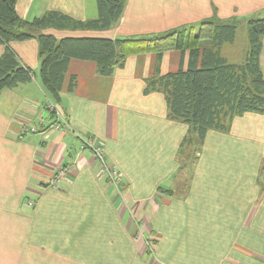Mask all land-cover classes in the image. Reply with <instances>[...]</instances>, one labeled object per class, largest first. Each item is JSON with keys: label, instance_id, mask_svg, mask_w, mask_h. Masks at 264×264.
Returning <instances> with one entry per match:
<instances>
[{"label": "crops", "instance_id": "0c3cea01", "mask_svg": "<svg viewBox=\"0 0 264 264\" xmlns=\"http://www.w3.org/2000/svg\"><path fill=\"white\" fill-rule=\"evenodd\" d=\"M16 8L27 19L47 10L97 16L91 0H18ZM214 8L223 18L251 16L264 0H127L116 27L100 33H158L210 17ZM11 45L34 78L0 94V264H264V192L257 184L263 114L236 118L230 133L210 130L186 196H169L158 186L169 188L177 177L187 125L167 117L163 94L143 93L156 54L129 57L113 76L99 75L94 61L72 59L58 104L40 83L38 41ZM179 60L180 52L165 53L162 71H175ZM261 64L264 72V41ZM51 102L67 115L68 129L52 126ZM29 123L37 130L23 133ZM89 136L121 172V191L99 174L83 144ZM72 137L81 141L76 150ZM60 168L67 182L49 184Z\"/></svg>", "mask_w": 264, "mask_h": 264}, {"label": "trees", "instance_id": "16d2710c", "mask_svg": "<svg viewBox=\"0 0 264 264\" xmlns=\"http://www.w3.org/2000/svg\"><path fill=\"white\" fill-rule=\"evenodd\" d=\"M97 16L76 18L60 10H47L32 19L22 17L16 8L18 0H0V94L34 78L11 43L36 39L39 45L40 83L56 103L72 59L94 61L97 73L113 76L129 57L154 53V72L145 78L144 94H163L167 117L187 125V131L176 153L178 171L184 176L186 191L177 195L174 188L158 186L169 196L185 197L204 150L210 130L230 133L236 118L247 113L264 115V72L261 54L264 41V17H220L216 8L210 17L183 24L158 33L108 36L106 32L120 22L127 0H94ZM259 12V11H258ZM257 12V13H258ZM249 49L242 62H232L223 54L225 44H234L243 22ZM49 29L91 31L95 34L56 36ZM178 51L180 60L175 71H162L165 53ZM77 77L72 75L68 92L75 91ZM48 109V108H47ZM49 110V109H48ZM56 117L53 110L49 112ZM67 120V115L64 116ZM257 184L264 192V158L258 168Z\"/></svg>", "mask_w": 264, "mask_h": 264}, {"label": "built area", "instance_id": "2783aa9c", "mask_svg": "<svg viewBox=\"0 0 264 264\" xmlns=\"http://www.w3.org/2000/svg\"><path fill=\"white\" fill-rule=\"evenodd\" d=\"M47 108L49 109V112L54 110L57 113V120L54 121L52 125L55 129H68L70 127V122L64 117L63 114H61L60 109L56 105L52 104L51 102L49 103ZM36 130L37 127L33 124L26 125L25 127H23V132H35ZM83 144L85 147L91 149L93 156L98 164L97 170L99 174L106 180H108L111 185L116 188V190L121 191L122 174L118 171L116 167L112 166L108 162L105 145L102 142L93 138L92 136L83 137ZM68 175L69 173L67 169L65 170V168H60L54 175V177L50 180L49 184L53 186H59L64 181L67 182V177H69ZM28 205H34V201L28 200Z\"/></svg>", "mask_w": 264, "mask_h": 264}, {"label": "rangeland", "instance_id": "374dc122", "mask_svg": "<svg viewBox=\"0 0 264 264\" xmlns=\"http://www.w3.org/2000/svg\"><path fill=\"white\" fill-rule=\"evenodd\" d=\"M94 0H91V2H93ZM255 17H264V9L259 11L258 13H255ZM33 17H31L30 19H32ZM223 54L228 56L230 61L232 62H242L244 61L247 51L249 49V39H248V35H247V31H246V22L244 21L238 31V36L237 39L235 41L234 44H225L223 46ZM28 125H31L30 123ZM263 126H261L260 124H255L253 126V129H261L262 130ZM31 131H27L25 133H30ZM24 133V132H23ZM32 133V132H31ZM79 140V141H78ZM245 140V139H242ZM259 140V139H256ZM71 145L73 147V149H78V143H80V139H78V137H72L71 140ZM247 141V140H245ZM252 144L254 147L255 146V142L252 141ZM72 151V149H70ZM118 169V168H117ZM119 171V170H118ZM120 172V171H119ZM121 173V172H120ZM182 175V173L180 174ZM178 175L175 179H174V183H168L164 181V184H167L168 186H172V188L175 189L177 195L181 196L185 191H186V187L184 188L183 184H185L184 181V176H180ZM153 245L155 246V243H153Z\"/></svg>", "mask_w": 264, "mask_h": 264}]
</instances>
